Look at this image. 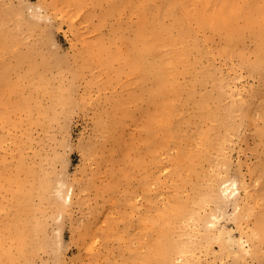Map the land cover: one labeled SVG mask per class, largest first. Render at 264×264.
Here are the masks:
<instances>
[{"label":"rangeland","instance_id":"1","mask_svg":"<svg viewBox=\"0 0 264 264\" xmlns=\"http://www.w3.org/2000/svg\"><path fill=\"white\" fill-rule=\"evenodd\" d=\"M263 32L264 0H0V264H264Z\"/></svg>","mask_w":264,"mask_h":264},{"label":"bare ground","instance_id":"2","mask_svg":"<svg viewBox=\"0 0 264 264\" xmlns=\"http://www.w3.org/2000/svg\"><path fill=\"white\" fill-rule=\"evenodd\" d=\"M263 38H264V32L262 33ZM137 42L141 44V47L137 50L135 59H134V63L133 66L135 68H144L145 66V71H146V75L148 76L149 74L154 75V77L156 78V81L161 84L164 81V77L166 74V67L167 64H165L163 62V60L159 57L158 53H157V43L154 39H148L144 36V34H140L139 37L136 38V41L133 42V47L137 46ZM236 184H233L231 186H227L226 189L224 190L225 193L231 189V193L230 194H226L227 198L230 199H235L236 200V196L235 195V191L238 190ZM235 187V189L233 188ZM263 195V199H264V193ZM259 196V195H258ZM260 201V199H259ZM261 204V202H260ZM261 206V205H260ZM260 212V211H259ZM257 220H256V224H255V229L254 232L256 234H260L261 232L264 231V203L262 205V209H261V213H258ZM253 232V233H254ZM252 233V234H253ZM207 244V243H206ZM221 248H222V252L228 254L230 251V245L229 243H227L225 241V243H221ZM162 249V254L165 258V260H168L169 258V254L170 252L168 251V248L163 250ZM243 250V246H240V251Z\"/></svg>","mask_w":264,"mask_h":264}]
</instances>
